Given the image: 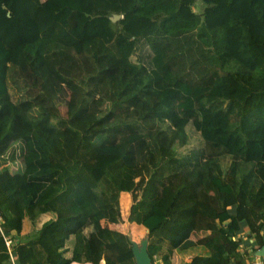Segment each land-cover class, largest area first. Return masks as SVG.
I'll list each match as a JSON object with an SVG mask.
<instances>
[{
    "label": "trees",
    "instance_id": "trees-1",
    "mask_svg": "<svg viewBox=\"0 0 264 264\" xmlns=\"http://www.w3.org/2000/svg\"><path fill=\"white\" fill-rule=\"evenodd\" d=\"M196 1L0 0V264H136L123 192L153 264L264 245V0Z\"/></svg>",
    "mask_w": 264,
    "mask_h": 264
},
{
    "label": "rangeland",
    "instance_id": "rangeland-1",
    "mask_svg": "<svg viewBox=\"0 0 264 264\" xmlns=\"http://www.w3.org/2000/svg\"><path fill=\"white\" fill-rule=\"evenodd\" d=\"M204 9H205V5L203 4V2L201 0H197L194 5V10L197 13L202 14ZM139 53L142 55V57H148L150 51L148 50L147 47L142 46L138 54L132 57L133 61H137V57L140 55ZM60 111H62V113H66V110L64 108H60ZM191 127L192 126L190 125L189 128L187 129V133L190 138L189 142L185 146H181L178 142H176L174 145L176 151L180 155L188 153L193 149L200 151L201 148L203 147V141L201 139L200 134L197 131H195L193 127L192 128ZM8 166L12 171L18 170L20 167L19 160L15 162H10ZM132 203H133L132 195L130 193L128 195H121L120 208L122 214V221L118 223L115 226V228L122 232L127 233L132 241L136 242L137 244H141L142 240L147 239V233L146 230L143 229V227H141L140 225H137L136 223H130L128 221V215ZM24 210H25L24 233L26 232L30 233L42 225L43 218L42 219L39 218V221L36 223L35 221H32L33 220L32 216L33 214H35L34 211L32 209L27 210L26 208H24ZM247 236L248 234L245 233V237ZM17 240L20 241L19 238H17ZM67 247L71 248L72 245L69 243ZM67 255H70V252H67ZM207 259H208L207 251L202 247H191L190 249H186L185 251H175L174 254L170 256L171 264H203L207 261ZM155 263L164 264L161 258V254L156 256Z\"/></svg>",
    "mask_w": 264,
    "mask_h": 264
},
{
    "label": "built area",
    "instance_id": "built-area-1",
    "mask_svg": "<svg viewBox=\"0 0 264 264\" xmlns=\"http://www.w3.org/2000/svg\"><path fill=\"white\" fill-rule=\"evenodd\" d=\"M245 233L248 234L247 237H245ZM261 238L264 241V227L262 228L261 232ZM5 240H6V246H7V254H8V261L5 264H17L16 257H15V239L8 234H4ZM258 236L251 234L250 231H242L238 233L237 235L232 236L233 241L238 242L239 244V252L243 255L246 264H264V256H258L256 255V250H258L260 246L256 238Z\"/></svg>",
    "mask_w": 264,
    "mask_h": 264
},
{
    "label": "water",
    "instance_id": "water-1",
    "mask_svg": "<svg viewBox=\"0 0 264 264\" xmlns=\"http://www.w3.org/2000/svg\"><path fill=\"white\" fill-rule=\"evenodd\" d=\"M120 15H115L113 20L119 19ZM148 238L141 241V244H137L132 241V250L135 257L136 264H153L152 259L148 252ZM256 255L264 256V245L256 250Z\"/></svg>",
    "mask_w": 264,
    "mask_h": 264
},
{
    "label": "crops",
    "instance_id": "crops-1",
    "mask_svg": "<svg viewBox=\"0 0 264 264\" xmlns=\"http://www.w3.org/2000/svg\"><path fill=\"white\" fill-rule=\"evenodd\" d=\"M129 193H126V192H123L121 195H128ZM51 217L50 214H44L43 215V218L45 219H49ZM207 234H209V232H205V231H198V232H193L192 235H191V238L193 240H199L201 239L202 237L206 236Z\"/></svg>",
    "mask_w": 264,
    "mask_h": 264
},
{
    "label": "clouds",
    "instance_id": "clouds-1",
    "mask_svg": "<svg viewBox=\"0 0 264 264\" xmlns=\"http://www.w3.org/2000/svg\"><path fill=\"white\" fill-rule=\"evenodd\" d=\"M115 16V15H114ZM117 16V15H116ZM121 16V15H120ZM122 17V16H121ZM120 17V18H121ZM4 232L2 231V234H3ZM5 234V233H4ZM14 239H15V236H13V234L11 235ZM3 237H4V235H3ZM4 239H5V237H4ZM19 241L17 240V237H16V239H15V248H16V244L18 243ZM5 243H6V240H5ZM6 248H7V246H6ZM15 248H14V252L16 251L15 250ZM7 251H8V249H7ZM16 253V252H15ZM15 257H16V255H15ZM244 258V257H243ZM16 262H17V264H21L19 261H18V259L16 258ZM101 264H106V262H105V260L103 259L102 261H101ZM245 264H246V262H245Z\"/></svg>",
    "mask_w": 264,
    "mask_h": 264
}]
</instances>
